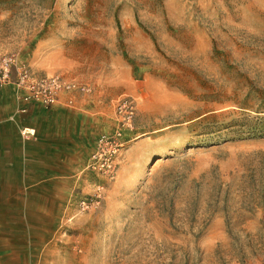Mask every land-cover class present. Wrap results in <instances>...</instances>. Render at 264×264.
<instances>
[{
	"label": "rangeland",
	"instance_id": "374dc122",
	"mask_svg": "<svg viewBox=\"0 0 264 264\" xmlns=\"http://www.w3.org/2000/svg\"><path fill=\"white\" fill-rule=\"evenodd\" d=\"M0 54L89 88L75 160L0 122V264H264V135L213 125L264 116V0H0Z\"/></svg>",
	"mask_w": 264,
	"mask_h": 264
},
{
	"label": "crops",
	"instance_id": "0c3cea01",
	"mask_svg": "<svg viewBox=\"0 0 264 264\" xmlns=\"http://www.w3.org/2000/svg\"><path fill=\"white\" fill-rule=\"evenodd\" d=\"M8 88H0V122L8 121L6 135L14 140V132L17 128H32L35 131L32 136L34 140L26 146L22 144V152L25 153L26 159L41 162L42 165L40 164L39 168L43 169L47 166L43 162L75 160L79 132L83 134L86 130L85 124L81 123L87 112L82 101L75 98L74 104L67 106L65 102L68 94H64L61 104L51 109L32 106L28 114L21 115L15 120L16 93L12 86L11 89ZM11 118L13 121H10ZM79 123H81L80 130ZM26 152L29 154L26 155ZM34 154L37 155L34 156ZM31 166L30 163L26 165L23 161L18 167L31 169Z\"/></svg>",
	"mask_w": 264,
	"mask_h": 264
},
{
	"label": "built area",
	"instance_id": "2783aa9c",
	"mask_svg": "<svg viewBox=\"0 0 264 264\" xmlns=\"http://www.w3.org/2000/svg\"><path fill=\"white\" fill-rule=\"evenodd\" d=\"M12 85L16 92V100L19 103L18 113L26 115L33 106H41L51 109L62 103V96L68 94L65 102L67 106L74 104V93L78 91H89L75 80H67L60 75L37 76L31 68L19 60L16 54H0V87ZM123 106L132 109L126 102ZM132 113V112H131ZM33 129L24 128V135H33ZM108 166L110 159L105 158ZM97 202L96 199L81 200V206L88 208Z\"/></svg>",
	"mask_w": 264,
	"mask_h": 264
},
{
	"label": "trees",
	"instance_id": "16d2710c",
	"mask_svg": "<svg viewBox=\"0 0 264 264\" xmlns=\"http://www.w3.org/2000/svg\"><path fill=\"white\" fill-rule=\"evenodd\" d=\"M215 129H228L230 133L252 136L264 135V116H244L229 123L213 124Z\"/></svg>",
	"mask_w": 264,
	"mask_h": 264
}]
</instances>
